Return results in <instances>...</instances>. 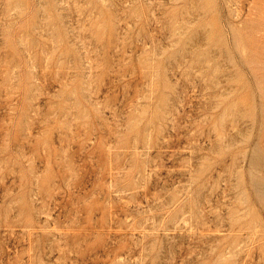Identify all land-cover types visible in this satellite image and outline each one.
<instances>
[{"label":"rangeland","instance_id":"1","mask_svg":"<svg viewBox=\"0 0 264 264\" xmlns=\"http://www.w3.org/2000/svg\"><path fill=\"white\" fill-rule=\"evenodd\" d=\"M0 264H264V0H0Z\"/></svg>","mask_w":264,"mask_h":264}]
</instances>
